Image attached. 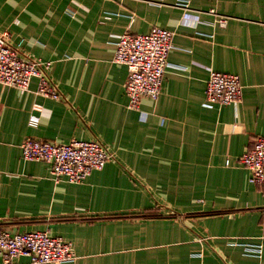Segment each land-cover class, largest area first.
Returning a JSON list of instances; mask_svg holds the SVG:
<instances>
[{"label": "crops", "instance_id": "1", "mask_svg": "<svg viewBox=\"0 0 264 264\" xmlns=\"http://www.w3.org/2000/svg\"><path fill=\"white\" fill-rule=\"evenodd\" d=\"M154 27L174 33L161 93L129 109L113 41ZM0 33L49 62L62 94H38L37 77L25 91L0 83V230L62 237L67 264H264V189L240 163L264 138V0H0ZM213 71L239 76L238 102L204 105ZM26 137L98 139L113 158L55 180L23 158Z\"/></svg>", "mask_w": 264, "mask_h": 264}, {"label": "built area", "instance_id": "2", "mask_svg": "<svg viewBox=\"0 0 264 264\" xmlns=\"http://www.w3.org/2000/svg\"><path fill=\"white\" fill-rule=\"evenodd\" d=\"M211 13L216 16L220 27L226 26L228 17L218 15L214 10ZM173 35L168 29L154 27L146 34L127 31L113 41L116 48L114 62L124 65L128 71L125 92L129 109L140 110L143 98L156 100L160 96ZM49 67V62L25 56L18 47L12 46L5 33H0L1 84L25 91L31 79L37 77L38 94L60 99L62 94L48 74ZM241 91L237 74L213 71L207 81L204 105L212 108L236 103L241 98ZM34 110L39 111L41 107L35 105ZM38 122L39 116L31 115L30 124L35 126ZM21 148L24 159L47 162L55 180L65 178L70 182L83 181L113 158L111 151L98 139L56 143L26 137ZM240 163L250 171V180L261 184L264 189L263 137L253 142L241 156ZM239 245L243 246L244 255L259 257L262 254V248L245 243ZM23 255L29 256L32 263L67 264L75 259L72 243L47 230L16 233L0 230V264H14L16 258Z\"/></svg>", "mask_w": 264, "mask_h": 264}]
</instances>
